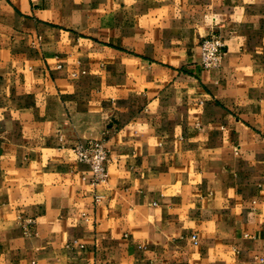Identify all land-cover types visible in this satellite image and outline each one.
Here are the masks:
<instances>
[{"label":"crops","instance_id":"0c3cea01","mask_svg":"<svg viewBox=\"0 0 264 264\" xmlns=\"http://www.w3.org/2000/svg\"><path fill=\"white\" fill-rule=\"evenodd\" d=\"M0 264H264V0H0Z\"/></svg>","mask_w":264,"mask_h":264},{"label":"built area","instance_id":"2783aa9c","mask_svg":"<svg viewBox=\"0 0 264 264\" xmlns=\"http://www.w3.org/2000/svg\"><path fill=\"white\" fill-rule=\"evenodd\" d=\"M201 63L205 69H215L221 66L226 51V43L222 34L216 30L211 31L203 37L200 42ZM78 159L88 164L92 170V181L99 184L107 181L109 177L108 159L109 150L106 146V139L92 140L86 145L76 147ZM28 224V223H27ZM27 226L25 225V229ZM195 242L198 238L193 236Z\"/></svg>","mask_w":264,"mask_h":264}]
</instances>
